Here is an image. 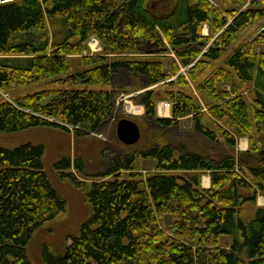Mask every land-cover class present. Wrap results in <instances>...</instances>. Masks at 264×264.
Listing matches in <instances>:
<instances>
[{
    "label": "trees",
    "instance_id": "1",
    "mask_svg": "<svg viewBox=\"0 0 264 264\" xmlns=\"http://www.w3.org/2000/svg\"><path fill=\"white\" fill-rule=\"evenodd\" d=\"M219 1L225 13L209 0H0V90L51 80L63 86L0 103V134L100 135L116 116L121 91L113 77L120 71L134 81L140 94L133 99L145 108L140 142L128 147L117 138L122 148L104 173L89 174L79 157L54 164L61 179L83 189L91 215L63 254L42 248L45 263L264 264V207L257 204L264 197V30L237 46L264 18V0L241 13L244 0ZM94 38L103 49L97 56L89 55ZM172 54L190 67L189 81L176 62L173 74L166 71ZM217 62L222 66L206 74ZM248 83L252 110L241 91ZM159 85L163 94L150 90ZM165 100L170 118L157 114ZM186 119L210 151L169 140ZM242 137L250 149L236 152ZM45 152L33 143L0 145V264H34L35 234L67 211L45 170ZM144 160L156 173L137 171ZM204 174L209 189L202 188Z\"/></svg>",
    "mask_w": 264,
    "mask_h": 264
},
{
    "label": "rangeland",
    "instance_id": "2",
    "mask_svg": "<svg viewBox=\"0 0 264 264\" xmlns=\"http://www.w3.org/2000/svg\"><path fill=\"white\" fill-rule=\"evenodd\" d=\"M209 1L213 6L225 13V9L228 7L227 5L222 4L219 0ZM252 1L253 0H244V6L240 7L238 10L239 13L248 9ZM239 13H237L235 16H237ZM231 19L232 18L229 19V22L232 21ZM209 29V25H204L202 34L204 36H209ZM263 30L264 18H261L251 29L247 30L241 36L237 46L240 45L244 40L256 38ZM214 39L215 37L212 38V41ZM88 45L90 48L89 55L91 56H97L103 51L99 41L95 38L91 39ZM230 53L231 51H229L227 55ZM170 56L171 59L165 61L166 71L170 74H173V64L176 62L180 68L178 75L184 76L189 81L188 72L190 67H183L181 62H179L173 54ZM78 59V57L74 58L73 63H75ZM220 66H222L221 62L213 63L212 67L206 74H209V72ZM74 69L83 70V68L80 66H77V68ZM172 76L174 80L177 77V75ZM131 80L128 79L127 73L125 71H120L119 74H116L113 77L114 88L121 91L117 101L116 116L107 127H104L100 135H93L90 137L77 139L74 137L72 132L67 133L65 131L55 129H32L13 135L0 134V145L9 149L19 147L25 143L44 145L46 148L44 156L45 170L49 173L55 188L68 202L66 213H62L59 217H57V219L47 224L35 234L29 247V257L34 264H47L42 258V248L45 246H48L56 255L63 254L66 247L70 244L69 238L78 234L80 226L91 215V208L86 202L83 189L75 187L68 179H61L60 175L56 173L53 168L54 164L65 156H69L71 158L79 157L86 162L89 174L97 175L104 173L108 168L112 156L119 152L121 150L120 148H122L121 144L118 142V140H116V127L118 122L123 119H130L136 122L139 125L141 132H143V117L145 115V108L141 104H138L136 101H134L133 98L137 97V95L140 94V91H138V89H134V81ZM253 86V83H248L241 86L242 94L249 104L251 110L255 100ZM61 88H63L62 85L54 83L53 80H51L28 85L22 88H16L10 91L0 90V103L6 101L14 103L18 98L21 97H26L42 91L57 90ZM91 88L94 90L109 89L107 86H93ZM150 90L156 91L158 94H163L166 91V86L159 85L157 87L151 88ZM189 90L194 93L197 102L202 105L203 109L206 108V105H203V101H201L202 98L198 95L197 83H191ZM139 113H141V115ZM164 113L165 112L160 111V115H164L162 117L170 116L169 113L168 116H165L166 113ZM192 128V119H186L182 121L179 127L173 128L170 131L168 135L169 140L178 145L186 147L189 151L199 153H206L210 151L207 150L210 146L208 142L200 137H197L193 133ZM114 136L116 137L115 139ZM243 141L247 143L246 150H242L241 148ZM105 149H108V152L106 156H103L102 151ZM249 149V138L242 137L238 139L237 147L235 148L236 152H247ZM213 151L217 154L221 153L220 151H216L214 149ZM137 171L144 177H147L150 174L156 173L155 164L151 161L147 162V160L139 161ZM208 175L209 174H204L202 177L203 189H209L211 187V183L207 177ZM88 182L90 183V180ZM257 204L258 207H264L263 200H258ZM223 243L224 245H228L230 243V239H224Z\"/></svg>",
    "mask_w": 264,
    "mask_h": 264
},
{
    "label": "water",
    "instance_id": "3",
    "mask_svg": "<svg viewBox=\"0 0 264 264\" xmlns=\"http://www.w3.org/2000/svg\"><path fill=\"white\" fill-rule=\"evenodd\" d=\"M116 134L118 140L128 147L137 145L142 136L139 125L130 119H123L118 122Z\"/></svg>",
    "mask_w": 264,
    "mask_h": 264
},
{
    "label": "built area",
    "instance_id": "4",
    "mask_svg": "<svg viewBox=\"0 0 264 264\" xmlns=\"http://www.w3.org/2000/svg\"><path fill=\"white\" fill-rule=\"evenodd\" d=\"M165 106L164 108H166V110L168 109V110H170L171 109V107H172V104H170V103H167V102H164V103H161L160 105H159V108H158V112H159V115H160V108H162L161 106ZM161 116V115H160ZM162 117V116H161Z\"/></svg>",
    "mask_w": 264,
    "mask_h": 264
},
{
    "label": "crops",
    "instance_id": "5",
    "mask_svg": "<svg viewBox=\"0 0 264 264\" xmlns=\"http://www.w3.org/2000/svg\"><path fill=\"white\" fill-rule=\"evenodd\" d=\"M241 148H242V150H246V149H247V143L243 141V142H242V147H241ZM207 177H208V180L210 181V177H209V176H207ZM258 200H259V201H260V200H263V201H264V198L262 197V198H259Z\"/></svg>",
    "mask_w": 264,
    "mask_h": 264
},
{
    "label": "bare ground",
    "instance_id": "6",
    "mask_svg": "<svg viewBox=\"0 0 264 264\" xmlns=\"http://www.w3.org/2000/svg\"><path fill=\"white\" fill-rule=\"evenodd\" d=\"M161 107H162V108H160V111H161V112H165V113H166L165 116H168L169 110H168V109L166 110V108H164V107H165L164 105L161 106ZM165 113H164V114H165ZM161 116H164V115H161Z\"/></svg>",
    "mask_w": 264,
    "mask_h": 264
}]
</instances>
